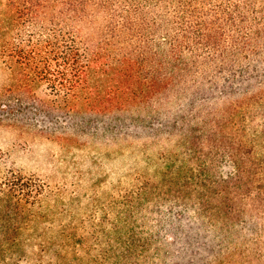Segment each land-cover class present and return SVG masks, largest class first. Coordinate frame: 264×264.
Returning a JSON list of instances; mask_svg holds the SVG:
<instances>
[{"label":"trees","instance_id":"1","mask_svg":"<svg viewBox=\"0 0 264 264\" xmlns=\"http://www.w3.org/2000/svg\"><path fill=\"white\" fill-rule=\"evenodd\" d=\"M8 1L1 53L17 86H45L49 103L97 120L144 123L138 146L160 165L111 194L108 237L68 225L34 245L16 236L14 264H194L183 232L170 236L176 207L222 235L199 264H264V0ZM12 163L1 187L28 214L53 187Z\"/></svg>","mask_w":264,"mask_h":264},{"label":"rangeland","instance_id":"2","mask_svg":"<svg viewBox=\"0 0 264 264\" xmlns=\"http://www.w3.org/2000/svg\"><path fill=\"white\" fill-rule=\"evenodd\" d=\"M11 15L9 1L0 0V181L17 161V166L47 174L53 190L47 189L28 207L27 214L0 183V264H14L12 238L16 236L30 238L34 245L61 235L59 227L68 225L69 233L75 236L106 226L103 237H108L114 231L107 226L109 212L115 207L120 210V205H109L111 194L128 186L138 172L149 176L160 168L150 157L152 147L144 151L138 146L148 136L142 130L144 123L124 117L97 120L92 111L70 112L49 103L45 86L34 90L17 86L13 65L1 53L5 34L11 29ZM25 147L30 149L26 154ZM2 172L6 173L2 176ZM175 211L182 212L183 220L171 221L170 236L178 242V230L183 232L186 247L182 256L194 258V264H199L213 254L214 245L219 250L220 232L210 224L204 227V219L194 211L185 214L187 210L182 207ZM121 220L118 215L117 221ZM203 243L207 247L204 254L196 256L194 250ZM177 260L181 257L173 263Z\"/></svg>","mask_w":264,"mask_h":264}]
</instances>
